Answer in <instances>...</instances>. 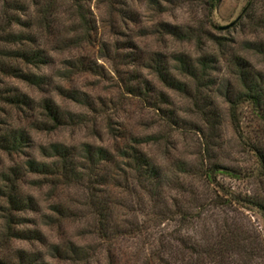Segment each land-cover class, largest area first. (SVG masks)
I'll use <instances>...</instances> for the list:
<instances>
[{
	"label": "rangeland",
	"instance_id": "rangeland-1",
	"mask_svg": "<svg viewBox=\"0 0 264 264\" xmlns=\"http://www.w3.org/2000/svg\"><path fill=\"white\" fill-rule=\"evenodd\" d=\"M49 1L55 2V13L35 44L44 63L37 68L15 64L39 83L0 75V92L28 99L20 108L0 100V135L8 130L27 136L21 151L0 149V262L18 264L17 256L24 252L44 264H90L101 253L104 260L96 264H146L149 243L156 249L163 240L178 236H229L227 223L254 251L244 261L264 264V180L250 196L234 195L216 207L197 162L173 155H192L189 142L198 134L207 141L205 156L222 155L232 162L213 166L245 179L258 165L264 176V108L259 111L248 103L231 108L242 90L237 62L259 79L264 100V52L259 50L264 46V0H219L211 12L209 0ZM249 3L251 9L243 14ZM186 14L196 27L183 19ZM213 14L215 23L208 20ZM209 23L210 28L205 26ZM205 38L215 45L212 51H205ZM180 57L196 67L200 60L211 59L205 87L185 77ZM160 72L184 83L185 89L169 87ZM46 104L57 112V125L49 119ZM53 144L106 151L110 161L101 170L110 176L109 185L33 171L28 162H54L44 152ZM128 146L140 148L160 174V190L152 197L128 161L119 158ZM161 154L169 156L179 175H165L157 163ZM216 184L220 186L217 179ZM100 193L108 200L113 226L124 232L143 227L145 233L100 240L92 208V195ZM9 194L18 203H10ZM44 207L48 213H43ZM70 231L75 238L65 239ZM75 247L86 250L82 260L66 254Z\"/></svg>",
	"mask_w": 264,
	"mask_h": 264
},
{
	"label": "trees",
	"instance_id": "trees-1",
	"mask_svg": "<svg viewBox=\"0 0 264 264\" xmlns=\"http://www.w3.org/2000/svg\"><path fill=\"white\" fill-rule=\"evenodd\" d=\"M45 1V2H44ZM219 0H209L210 12L215 8ZM252 3L248 4L247 9H251ZM32 11V12H31ZM55 2L49 0H2L0 2V75L19 79L29 84H38L39 79L29 74H24L23 71L16 66L17 63H22L26 66L39 67L44 63L45 56L40 50L35 47L37 38L40 32L46 27H49L51 17L54 15ZM240 16L239 20L242 19ZM264 26V20L261 21ZM177 33V32H176ZM183 35V34H182ZM184 36V35H183ZM259 50L264 52V46L259 45ZM180 69L185 77L202 84L205 87V81L209 70H211V59H203L198 63L199 67L187 61L185 58L177 59ZM237 76L241 83V91L231 102L232 110L243 103H248L257 107V110L264 108L263 92L260 86L259 79L248 73L242 62H237ZM165 83L174 89L182 91L185 89V84L174 78L167 77L166 73L160 72ZM207 82V81H206ZM0 100L4 103L20 108L28 105L27 97L13 93L10 91L0 92ZM49 119L58 124L60 118L50 104L45 105ZM27 143V136L22 132L5 131L0 135V149L13 153L21 151ZM45 155H51L54 162L50 165L36 164L28 162V166L41 175H51L61 177L64 180L82 182L85 179H94L95 183L100 187L109 185L108 179L110 176L105 174L102 167L110 161L106 155V151L100 148H92L88 145H83L78 150L67 148L60 144L50 145L45 149ZM78 157L80 158L78 160ZM119 158L128 161V167L136 172L140 180L145 182V187L149 189V197L160 190V174L146 159L140 148L128 146L123 148L119 153ZM87 160V165L81 161ZM102 165V166H101ZM90 167V174L85 177L78 168ZM264 168V166H262ZM212 170L217 174H223L231 177H239L237 173H231L228 170H221L218 166H213ZM8 182H12L10 177H6ZM212 182L216 183V177L213 176ZM91 183V181H90ZM144 187V186H143ZM144 187V188H145ZM95 188V187H94ZM99 193V192H98ZM157 195V194H156ZM9 201L12 204L18 203L12 194L8 195ZM235 197V196H233ZM94 204L92 205L93 213L96 217V236L103 241L112 242L122 233L136 237L145 233L143 227H133L127 232L119 231L116 226L111 224L109 219V203L103 193L92 195ZM214 205L221 207L226 203L224 198L215 196ZM239 201V199L237 200ZM229 205H233V201H229ZM257 208L256 202L247 201ZM264 209L262 205H260ZM186 217L184 214L182 215ZM227 234L229 236H216L211 240H192L184 236L173 237L171 240L162 241L156 249L149 243L148 255L145 257L146 264H247L243 257H251L254 251L249 247L243 236H237L229 224L226 223ZM19 239L20 236H14ZM25 237V236H21ZM33 237V236H32ZM33 239H38L36 236ZM161 248H164L162 251ZM155 250L157 252H155ZM66 254H71L73 259L82 260L86 255V250L81 247L67 251ZM28 255L21 252L17 256L18 264H44L43 260L28 259ZM0 264H13V262H0ZM110 264H113L110 261Z\"/></svg>",
	"mask_w": 264,
	"mask_h": 264
},
{
	"label": "clouds",
	"instance_id": "clouds-1",
	"mask_svg": "<svg viewBox=\"0 0 264 264\" xmlns=\"http://www.w3.org/2000/svg\"><path fill=\"white\" fill-rule=\"evenodd\" d=\"M0 2H2V0H0ZM161 2L163 3L164 0H161ZM165 7L170 8V6L167 4L165 5ZM175 11L178 13L179 9H176ZM166 15L168 14L166 13ZM197 16H199V13H197ZM183 19L186 20L188 23H192L194 27L197 26L196 22L190 19L187 14L183 17ZM208 20L211 23H215L216 22L215 14L208 17ZM211 23L206 24L205 26L210 28ZM205 43L207 45V47L205 48V51H212L215 48V45L213 44L211 40H207L205 38ZM196 55H199V53H196ZM57 67H60V66L58 65ZM61 71H63V68H61ZM109 71L111 72V69H109ZM206 142H207L206 140L201 139L199 135L197 134L193 138V140L189 142V150L193 153L192 155H187L186 153H180V152H175L173 153V155L177 157H181L186 161L194 160L197 162V164L199 165L200 171L203 174L202 182L206 181V186L209 192L212 193L213 196H219L226 200L232 199L234 195L247 194L250 196L253 190L257 188L259 181L264 180V176L259 175V172H260L259 166L255 165L252 168L251 173L245 179H240L239 177H237L235 179L226 180L223 174H217L216 172H214L212 170V166L214 164H231L232 162L230 160H226L222 155L217 159H212L210 156H205L204 155V144ZM128 143H131V141H129ZM228 147L229 145L225 144V148L227 149ZM213 151H218V150H213ZM149 155H151V153H149ZM232 155H236V153L233 152ZM79 159L80 158L78 157V160ZM81 162L84 165H87L86 159H83ZM157 163L162 168L165 169V175L167 177L174 178V175H179L177 169L172 166L169 156L165 158V156L161 154L157 159ZM123 166H124L123 162H121V167ZM78 171H80L82 174L85 175V177H87L90 174V167L78 168ZM213 176L216 177L220 185L219 187L217 186L216 183L212 182L211 178ZM172 194L176 195L177 193L173 192ZM48 212H49V209L47 207H44L43 213H48ZM45 231H47V229H45ZM262 237H264V233H262ZM74 238L75 237L72 236L71 231L69 232V235L65 237V239H74ZM54 242L59 243V241H54ZM77 243H81V241L77 239ZM97 259L104 260L103 254L97 253V255L91 259L90 264H96ZM81 264H85V262H81Z\"/></svg>",
	"mask_w": 264,
	"mask_h": 264
},
{
	"label": "water",
	"instance_id": "water-1",
	"mask_svg": "<svg viewBox=\"0 0 264 264\" xmlns=\"http://www.w3.org/2000/svg\"><path fill=\"white\" fill-rule=\"evenodd\" d=\"M234 24H235V22H233V23H231V24L225 26L224 29H228V28H230L231 26H233Z\"/></svg>",
	"mask_w": 264,
	"mask_h": 264
}]
</instances>
